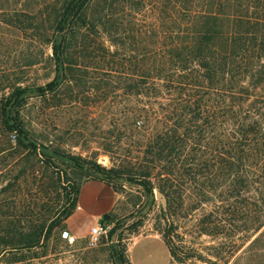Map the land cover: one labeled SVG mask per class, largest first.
Masks as SVG:
<instances>
[{
    "label": "trees",
    "instance_id": "1",
    "mask_svg": "<svg viewBox=\"0 0 264 264\" xmlns=\"http://www.w3.org/2000/svg\"><path fill=\"white\" fill-rule=\"evenodd\" d=\"M46 8L44 17L0 15L40 45L0 74V259L44 256L51 242H65L81 185L98 180L116 193L139 187L137 213L159 190L163 216L200 211L202 233L241 249L230 264H264V0H52ZM41 62L52 76L26 78ZM99 108L107 128L90 115ZM74 110L117 164L62 147L70 130L62 136L55 118ZM39 164L48 175L39 190L56 194V205L18 194ZM109 214L99 252L109 264H132L122 221ZM175 228L159 234L172 262L186 263L194 255L173 242Z\"/></svg>",
    "mask_w": 264,
    "mask_h": 264
},
{
    "label": "rangeland",
    "instance_id": "2",
    "mask_svg": "<svg viewBox=\"0 0 264 264\" xmlns=\"http://www.w3.org/2000/svg\"><path fill=\"white\" fill-rule=\"evenodd\" d=\"M51 1L52 0H0V15L18 12L24 19H28L30 16L27 15H35L42 12V16L44 17L47 10L46 4ZM1 18L2 16H0V20ZM36 38L37 37H35L30 29L17 28L0 21L1 75L18 70V68H14L15 63H19L18 58L26 54V48L31 47L32 51H38L40 45L37 43ZM45 52L49 53L46 47ZM26 74V78L29 80H36L38 83H43L52 76L50 67L45 65L44 62L29 68ZM96 111L97 114L101 112L99 108L95 110V113L90 115L98 117L99 120H97V123L101 127L107 128L110 119L97 115ZM52 115L56 117L55 114ZM116 116H118V114ZM45 117L48 118V121L51 120L50 116L45 115L43 118ZM89 120L90 119H83L81 113L76 110H74L71 115L57 114L55 121L61 126L63 125V129H60L59 133H62L63 136L66 128L70 130L64 137L65 140L59 141L62 147L74 154L89 157L94 155L97 161L104 166L109 167L113 164H117L119 160L114 158L113 153L104 151L98 139H94L91 131L94 123L88 122ZM44 122L46 123V118ZM44 171V167L39 164L35 171H31L20 178L18 194L23 201L31 202L32 200H36L35 198L40 197V202L45 200L44 204L48 203L51 206L56 205L58 198L56 194L44 196L46 194L44 190H39L42 184L48 182V175L45 176ZM98 182L110 187L104 182ZM139 190L140 188L136 185L125 183L124 191L116 193L117 201L113 209V214L115 216V221H122L121 227H124L121 244L125 246V254H128V246L130 245L131 255L140 257L142 259V264H150L149 260H156L158 264H178L170 262L167 249L163 243L152 239L144 240L142 237L137 238V236L147 233H159L161 230H166L170 223L176 225V228L171 233L173 242L181 245L184 251L191 252L194 255V257L186 263L230 264L235 258L234 256L240 252L241 249L232 253L233 248L226 236L207 235L201 232V228L199 227V220L201 217L200 211H192L186 217H183L182 211L179 213L177 211L175 214H170L165 217L161 211V206L165 205L156 197V202L150 209L145 210V208H143L137 213L136 210L141 207H138V205L132 207V200L136 194L139 193ZM85 192L86 191H84V194ZM92 193L98 197L100 202L104 203L105 200H107L106 192L99 187H93ZM86 208V212H78L74 216H72V213V217L70 216V223L78 227L80 233H86V231L90 229L89 225L91 219L88 216V212L92 211L94 208L87 204ZM99 208H101V206H98L96 209ZM207 210H209V206ZM106 213L107 212H104L102 215ZM139 218L141 219V223L138 225L136 232H130L129 228H131ZM82 240L84 239H79V243L75 245H66L63 241L58 244L51 242L44 256L34 257L24 261L8 262L5 257L7 254H5V256L0 259V264H109V262L106 261L105 254L99 252L101 249L99 244L92 249H88L81 245L80 241ZM241 242L242 240L239 239V243ZM101 246H103V244ZM149 254L150 257L145 259Z\"/></svg>",
    "mask_w": 264,
    "mask_h": 264
},
{
    "label": "crops",
    "instance_id": "3",
    "mask_svg": "<svg viewBox=\"0 0 264 264\" xmlns=\"http://www.w3.org/2000/svg\"><path fill=\"white\" fill-rule=\"evenodd\" d=\"M94 181L95 180H88L87 182L84 183L83 186L81 185L82 186V187H80L81 191L79 190L80 194L78 193L79 196H77L76 208L73 211V215H72V216H74L78 212H86V210H87L86 204L92 206L94 209L92 211L88 212V216L91 219L89 227H91L99 219H101L103 217L102 214L104 212H107V213L112 212L114 207H115L116 201H117V194L111 188L110 185H109L110 187H107V186L99 183L98 180H96L95 182ZM93 187H99L106 192L107 200H105L104 203L100 202L98 197L92 193ZM84 191H86L85 194H84ZM98 206H101V208L96 209ZM101 215H102V217H101ZM70 216L65 221L66 229L69 232H71L72 234H74L76 237H78L79 239H83L82 237L85 238L87 236L88 230L86 231V233H80V230L78 229V227H76V226H74V224L70 223V219L72 217V216L71 217ZM139 237H142V239H144V240L152 239L154 241H158L160 243H163V245L167 249L168 258H169L170 262H172L168 247L165 244L164 240L162 239V237L159 233L151 232V233H147L144 235L137 236V238H139ZM144 251H147V250H144ZM128 257H129V260L131 261L132 264H142V259L140 257L131 255L130 245L128 246ZM148 257H150V254L147 255V257H145V259H147ZM149 263L150 264H158V262L156 260L155 261L149 260ZM173 263H176V262H173ZM167 264H169V263H167ZM178 264H189V263H178Z\"/></svg>",
    "mask_w": 264,
    "mask_h": 264
},
{
    "label": "built area",
    "instance_id": "4",
    "mask_svg": "<svg viewBox=\"0 0 264 264\" xmlns=\"http://www.w3.org/2000/svg\"><path fill=\"white\" fill-rule=\"evenodd\" d=\"M112 227V224L105 219H99L94 225H92L88 231V235L83 238L85 240V248H94L101 238L107 234ZM61 238L65 240L68 245H74L79 241L74 234L69 232L66 228L60 232Z\"/></svg>",
    "mask_w": 264,
    "mask_h": 264
},
{
    "label": "water",
    "instance_id": "5",
    "mask_svg": "<svg viewBox=\"0 0 264 264\" xmlns=\"http://www.w3.org/2000/svg\"><path fill=\"white\" fill-rule=\"evenodd\" d=\"M155 194H156V197L159 198L162 201L163 205H165V197H164V195L159 190H155ZM102 218L105 219V220H109L110 219V214L106 213V214L103 215Z\"/></svg>",
    "mask_w": 264,
    "mask_h": 264
}]
</instances>
